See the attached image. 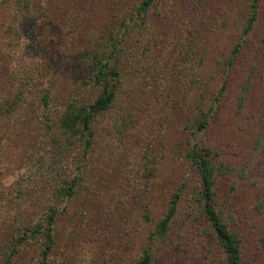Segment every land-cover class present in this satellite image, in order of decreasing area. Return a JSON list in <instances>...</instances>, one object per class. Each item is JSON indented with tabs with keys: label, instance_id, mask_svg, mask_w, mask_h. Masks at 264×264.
<instances>
[{
	"label": "trees",
	"instance_id": "1",
	"mask_svg": "<svg viewBox=\"0 0 264 264\" xmlns=\"http://www.w3.org/2000/svg\"><path fill=\"white\" fill-rule=\"evenodd\" d=\"M9 169L0 264H264V0H0Z\"/></svg>",
	"mask_w": 264,
	"mask_h": 264
},
{
	"label": "rangeland",
	"instance_id": "2",
	"mask_svg": "<svg viewBox=\"0 0 264 264\" xmlns=\"http://www.w3.org/2000/svg\"><path fill=\"white\" fill-rule=\"evenodd\" d=\"M221 1L224 2L226 0H221ZM234 3H236V2H233V4ZM208 71H209V68H206L203 73L208 74ZM205 78H208V76L205 75ZM216 80L217 79L215 78L212 81H210V89H214L217 86ZM177 173H179V171ZM15 176H16V172L14 171V169H9L4 174H1L0 175V186L9 187L10 183L14 180ZM255 193L257 194V192H255ZM252 195H253V193L252 194H243V197L241 198V200H246L247 201L246 203L248 204L249 202H251L250 200L252 199Z\"/></svg>",
	"mask_w": 264,
	"mask_h": 264
}]
</instances>
